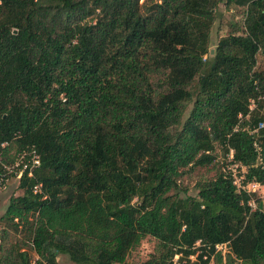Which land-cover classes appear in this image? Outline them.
Instances as JSON below:
<instances>
[{
    "label": "trees",
    "instance_id": "trees-1",
    "mask_svg": "<svg viewBox=\"0 0 264 264\" xmlns=\"http://www.w3.org/2000/svg\"><path fill=\"white\" fill-rule=\"evenodd\" d=\"M220 4L244 22L211 49ZM260 54L264 0H0V176L40 158L1 220L26 230L35 264H128L146 237L157 254L136 264L197 246L191 264H264V204L215 152L241 187L264 186ZM209 166L188 195L180 180Z\"/></svg>",
    "mask_w": 264,
    "mask_h": 264
},
{
    "label": "rangeland",
    "instance_id": "rangeland-1",
    "mask_svg": "<svg viewBox=\"0 0 264 264\" xmlns=\"http://www.w3.org/2000/svg\"><path fill=\"white\" fill-rule=\"evenodd\" d=\"M244 22V15L241 10H235L232 8H225L224 4H220L217 10V18L212 26L210 33V47L214 49L220 38L228 35L229 33L236 30V28L241 27ZM258 67H264V54H260L258 57ZM217 158L216 165L224 168V171L231 172L238 180V176L244 172L242 167H239L231 163V155L223 156L222 149L220 146H216L215 149ZM216 174V167L209 166L207 168L196 169L190 176H185L180 180V184L183 189L187 190L188 195L196 196L197 190L195 189L196 182L200 180H209L214 178ZM38 192L36 194H43L41 185H39ZM250 192L256 194V203L260 202V206L264 204V186L260 188H250ZM22 192L19 189V180H17L15 174H9L7 177V182L4 188L0 186V259L10 250L11 248L26 251L29 255L30 264H35L38 260V256L34 253L32 246L30 245L29 236L26 230L19 225L15 229L10 224L2 221L1 218L4 215V211L8 205L10 198L21 196ZM45 198V197H43ZM264 209V205H263ZM16 222V221H15ZM198 252V246L196 247ZM158 251V242L151 238L146 237L140 242L130 254L127 262L128 264L142 263L148 260L152 255H156ZM192 259H182L174 258L177 264H191L195 261ZM59 264H73L70 262L67 256L60 255L57 258ZM213 264V261L210 263Z\"/></svg>",
    "mask_w": 264,
    "mask_h": 264
},
{
    "label": "built area",
    "instance_id": "built-area-1",
    "mask_svg": "<svg viewBox=\"0 0 264 264\" xmlns=\"http://www.w3.org/2000/svg\"><path fill=\"white\" fill-rule=\"evenodd\" d=\"M6 146V144H3L2 147ZM2 161H1V155H0V165H2ZM40 166V158L39 155L35 152L34 149L31 150H26L23 151L19 154L16 155L14 162L11 165H4L3 168L5 170V175L0 176V186H2L4 188L5 183L7 182V177L9 174H15L17 180H20V178L22 177L23 174H26L28 177H32L33 176V172L34 170H36L38 167ZM239 166V165H237ZM241 167V166H239ZM234 177V184L239 188V189H244L248 192H250V188H258L260 185L258 184H249L246 187H241L240 186V180L241 178H235ZM39 185H35L33 187V193H37L38 189H39ZM250 206L252 207V209H255L257 207V205H255V202H251ZM215 253H220L222 255V257H225V253H226V244H221V245H216L215 248ZM200 252L198 251L195 255L190 256L189 259H192L194 257H196ZM178 258V256H175V259ZM206 257H204L205 259ZM174 263L176 264L177 262L175 260H173Z\"/></svg>",
    "mask_w": 264,
    "mask_h": 264
},
{
    "label": "water",
    "instance_id": "water-1",
    "mask_svg": "<svg viewBox=\"0 0 264 264\" xmlns=\"http://www.w3.org/2000/svg\"><path fill=\"white\" fill-rule=\"evenodd\" d=\"M211 53H213V51H211ZM260 208H261V206H260Z\"/></svg>",
    "mask_w": 264,
    "mask_h": 264
},
{
    "label": "crops",
    "instance_id": "crops-1",
    "mask_svg": "<svg viewBox=\"0 0 264 264\" xmlns=\"http://www.w3.org/2000/svg\"><path fill=\"white\" fill-rule=\"evenodd\" d=\"M261 186H259V188H260Z\"/></svg>",
    "mask_w": 264,
    "mask_h": 264
}]
</instances>
